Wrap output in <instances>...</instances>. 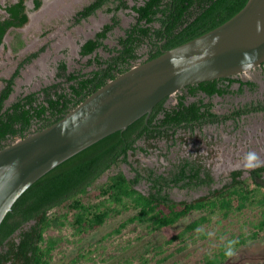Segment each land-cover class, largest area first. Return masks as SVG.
<instances>
[{"label": "trees", "instance_id": "trees-1", "mask_svg": "<svg viewBox=\"0 0 264 264\" xmlns=\"http://www.w3.org/2000/svg\"><path fill=\"white\" fill-rule=\"evenodd\" d=\"M248 1L144 0L131 6L126 0H92L74 15L72 21L73 25L80 26L101 10L112 14L111 22L81 47V57H89L88 65L93 69L69 72L67 63L61 62L57 79H64V82L23 95L9 105L22 69L39 58L45 48L27 55L10 78L1 79L0 151L62 120L91 94L137 64L153 60L165 51L223 25ZM33 2L35 10L43 5L42 0ZM128 9L136 14L135 22L111 47L106 40L121 24L119 12ZM5 11L6 15L0 17V48L12 29L22 28L30 19L27 0L9 3ZM25 47L22 33L15 31L13 51L20 53ZM145 47L147 50L142 52ZM100 50L108 56H103ZM234 84H240L239 90H232ZM246 87L255 90L258 84L229 77L188 86L176 105L168 107V98L163 100L148 119L147 116L140 117L126 130L98 141L50 170L19 197L3 220L0 264H52L56 254L69 241V236L64 234L66 230L73 237L88 236L127 212L133 214L107 236L120 234L132 225L147 226L151 232H156L174 226L195 212L204 213L165 241L166 246L187 243L179 247L178 253H182L189 247V238L194 237V232L209 222L211 216L229 217L255 204L264 207V194L260 195L264 189V166L250 170V176L245 179L244 170L234 171L231 181L218 189L212 188L216 181L210 169L189 159L175 165L169 175L136 167L132 168L133 177H127L122 170L109 174L121 164L132 166L131 156L149 153L148 147H153L154 141L173 138L181 129L194 130L207 124L264 113V101L247 103L226 115L216 113L214 105L205 102V98L188 101V97L200 94L214 98L243 93ZM140 141L147 147L140 146ZM105 175H108L107 179L102 181ZM143 181L150 185L147 193L138 189ZM206 187L210 188L209 194L192 201L178 202L169 192L174 188L199 190ZM262 213L264 216V210ZM256 227L259 232L254 233L253 239L264 235V219ZM57 230L61 234L58 235ZM198 235L201 239L207 237L204 232ZM244 241L239 240V245ZM164 245L158 249L161 255L166 252ZM172 257H164L158 264H175L167 263ZM79 259L68 264H76ZM226 259L223 246V251L218 254L205 255L200 264H223Z\"/></svg>", "mask_w": 264, "mask_h": 264}, {"label": "rangeland", "instance_id": "rangeland-1", "mask_svg": "<svg viewBox=\"0 0 264 264\" xmlns=\"http://www.w3.org/2000/svg\"><path fill=\"white\" fill-rule=\"evenodd\" d=\"M14 1L0 0V17L6 15L5 7ZM91 1L43 0V7L35 10L32 0H28L30 23L22 28L12 29L0 48V91L3 88L1 79L10 78L27 55L42 48L45 50L32 64L22 69L21 76L16 80L15 91L8 101L9 105L23 95L40 91L48 85L64 82V79H57L61 62L67 63L69 72L80 70L89 72L93 69V66L88 65L90 58L81 57V47L105 24L111 22L112 14L101 10L80 26L73 25L74 15ZM126 1L132 6L141 4L144 0ZM118 15L121 24L106 40V44L111 47L117 44L118 38L124 35L125 29L136 19V14L130 9L122 10ZM15 31L22 33L26 41V47L20 53H15L12 49ZM146 50L145 47L142 52ZM100 53L108 56L103 50H100ZM238 79L255 81L258 87L255 90L246 87L243 93L215 96L212 99L201 94L198 97H188V101L205 98V102H211L214 111L220 115L232 113L233 110L250 102L264 101V67L251 69L239 75ZM238 89L239 84H235L232 90ZM185 92L182 90L169 97L166 105L168 107L176 105L179 97ZM153 144V147H148L149 153L139 152L131 156L132 166L121 164L109 174L122 170L127 177H133L135 173L132 168L136 167L154 169L158 173L169 175L175 169V165L189 159L202 163L210 169L216 177V183L212 188L218 189L231 181L233 171L245 170L244 157L249 151L256 152L260 160L264 161V113H253L241 119L207 124L194 130L181 129L173 138H163L154 141ZM139 145L147 147L144 141H140ZM106 176L108 175H105L102 181L107 179ZM149 188L147 181H143L138 186V189L145 193ZM169 192L178 202L192 201L208 195L210 188L199 190L174 188ZM263 194L264 189L260 192V195ZM263 210L264 207L255 204L229 217L222 214L211 216L210 221L194 232V237L189 238V247L182 253H178V249L186 246L187 243L178 242L173 246H166L165 241L179 234L204 213L195 212L174 226L156 232H151L147 226L132 225L120 234L107 236L133 214L127 212L109 220L102 228L88 236L73 237L69 230H66L64 234L69 236V241H66L65 247L56 254L52 264H68L78 257L80 259L76 264H146V261L148 264H158L159 260L170 255L173 257L167 263L200 264L205 255L218 254L223 251V246L225 248L227 242L233 239L246 241L237 247V254L231 259L227 258L223 264H264V235L253 239L254 233L259 232L256 226L264 219ZM202 232L207 237L199 238L198 234ZM56 233L61 234L58 230ZM163 245L166 252L161 255L158 249Z\"/></svg>", "mask_w": 264, "mask_h": 264}, {"label": "water", "instance_id": "water-1", "mask_svg": "<svg viewBox=\"0 0 264 264\" xmlns=\"http://www.w3.org/2000/svg\"><path fill=\"white\" fill-rule=\"evenodd\" d=\"M263 64L264 0H249L223 25L109 81L62 120L0 151V226L19 197L67 159L148 119L160 102L188 86Z\"/></svg>", "mask_w": 264, "mask_h": 264}, {"label": "clouds", "instance_id": "clouds-1", "mask_svg": "<svg viewBox=\"0 0 264 264\" xmlns=\"http://www.w3.org/2000/svg\"><path fill=\"white\" fill-rule=\"evenodd\" d=\"M233 78L238 79V76L233 77ZM243 81H249V80H243ZM239 88H240V84H239ZM261 166H264V161L260 160L256 152L249 151L244 157L243 167L245 170H254ZM239 243H240L239 240H236V239L229 240L227 244L225 245L224 255L229 259L234 257L237 254V251H238L237 246L239 245Z\"/></svg>", "mask_w": 264, "mask_h": 264}, {"label": "flooded vegetation", "instance_id": "flooded-vegetation-1", "mask_svg": "<svg viewBox=\"0 0 264 264\" xmlns=\"http://www.w3.org/2000/svg\"><path fill=\"white\" fill-rule=\"evenodd\" d=\"M86 42V41H85ZM84 42V43H85ZM260 67H264V64L262 65V66H260ZM235 85V84H234ZM239 90V89H238ZM201 95V94H200ZM202 95H204V94H202ZM207 98H209V97H207ZM210 99H212V98H210ZM235 171H237V170H235ZM245 171V173H244V175H243V178H246V177H249L250 176V170H244ZM234 172V171H233ZM233 172L231 173V178H232V174H233ZM213 175V174H212ZM216 177L214 176V178L213 179H215ZM228 178H229V173H228ZM228 178H226L227 180H228ZM230 178V179H231ZM215 181H216V179H215Z\"/></svg>", "mask_w": 264, "mask_h": 264}, {"label": "crops", "instance_id": "crops-1", "mask_svg": "<svg viewBox=\"0 0 264 264\" xmlns=\"http://www.w3.org/2000/svg\"><path fill=\"white\" fill-rule=\"evenodd\" d=\"M43 1V0H42ZM32 2H33V0H32ZM27 5H28V0H27ZM44 5V4H43ZM33 7H34V2H33ZM43 7V6H42ZM41 7V8H42ZM28 8H29V6H28ZM41 8H39V9H41ZM30 13V12H29Z\"/></svg>", "mask_w": 264, "mask_h": 264}, {"label": "bare ground", "instance_id": "bare-ground-1", "mask_svg": "<svg viewBox=\"0 0 264 264\" xmlns=\"http://www.w3.org/2000/svg\"><path fill=\"white\" fill-rule=\"evenodd\" d=\"M49 1H51V0H47V2H49ZM49 5V4H48ZM46 6V5H45Z\"/></svg>", "mask_w": 264, "mask_h": 264}]
</instances>
